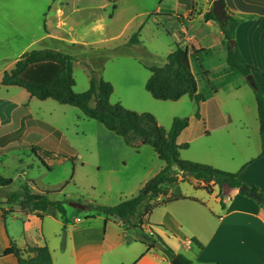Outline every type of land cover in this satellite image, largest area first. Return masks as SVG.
Returning a JSON list of instances; mask_svg holds the SVG:
<instances>
[{"label":"crops","instance_id":"crops-1","mask_svg":"<svg viewBox=\"0 0 264 264\" xmlns=\"http://www.w3.org/2000/svg\"><path fill=\"white\" fill-rule=\"evenodd\" d=\"M173 2V8L162 11L158 6L156 13L162 18L170 16L181 18L179 21L182 23L180 28L182 41L189 43L192 53L188 48L178 44L188 51L190 68L194 53L199 54L198 60L201 59V55L205 57L211 54L204 66L201 64V68L208 73L221 72L222 81V83H210L206 94L198 90L206 98L205 102L199 106L201 119H195V110L189 117V127L177 139V144L188 145L184 151L190 150L196 143V146L201 144L198 154L200 158H194L191 155L182 157L181 154L180 158L232 173L240 172L246 165L239 174V180L264 193V157L258 158L261 146L253 87L245 77H241L227 66L226 41L219 25L212 20H204V15L212 11L213 2L206 0V6L202 10H196L192 18H188L193 11L192 0H173ZM224 9L228 16L242 19L236 28L234 42L245 62L257 70L252 72L253 79L264 95V0H225ZM196 21L202 23L205 30L199 32L197 28L194 32L189 30V33L187 27ZM213 28L214 37L211 38L213 34L210 29ZM221 94L229 101H237L240 105L239 112L223 110L219 102ZM114 95L115 87L112 96ZM34 99L31 98L29 103L35 102ZM49 101H40L38 105L37 103L33 105L39 106L42 112L47 109L50 112L53 110V105ZM143 101H145L144 96ZM113 102L129 110L143 112L141 108L136 110L135 106H127L118 98H114ZM132 102L135 103L134 98ZM94 105L92 101L91 106ZM11 107L14 109L17 105L13 104ZM24 111L18 119V127L12 131H4L5 121H0V151L8 150L13 142L23 143L21 141L23 136L43 134V140H35L29 146L39 147L52 153L54 157V153L46 147H49L52 136L59 142L64 140L63 132L50 123L32 118L28 105ZM58 111L65 113L63 109ZM3 117L6 116L3 115ZM96 129L101 130L100 139L97 141H103L95 145L99 157L98 170L103 174L110 173L109 178H114L115 175L118 190L125 197H133L139 193L164 167L163 163L153 166L152 162V165L148 167L142 165L137 168L134 163L145 150L144 145L130 148L120 137L104 127ZM232 150L234 154L231 153ZM129 167L137 168V170L130 172L127 176L121 173ZM134 172L136 174H133ZM128 179H130L129 182H127ZM217 187L213 186L209 194L195 180L180 182L177 187L170 189L168 196L175 193L177 189L176 192L179 191L184 197L197 201L181 200L157 208L143 220V228L145 224L159 227L161 230H156L157 234H155L175 254L184 256L192 264H264L262 207L255 200L242 195L237 189H232L233 198H231L226 197L224 186L220 187L219 193L216 192ZM160 199L163 198L158 200ZM87 215L90 216L88 220L86 217L83 220L75 219L72 227L64 226L56 214H47L40 222L32 217L29 220L31 225L32 220H36L33 231L31 229L23 232L15 239L4 225L0 211V264H17L15 259L10 255L4 256L3 252L11 243L22 249L27 241H34L38 245L45 243L51 252L53 264H171V261L163 254L162 248L157 249L154 246V249L146 252V247L141 244L139 235L134 232L129 235V232L122 230L114 219L106 222L104 216L95 215L92 212ZM63 227H65L64 248H58V243L55 246L56 241L52 239L59 242ZM161 227H165L166 230ZM38 228L44 241L35 239ZM149 233L154 232L148 231ZM193 238L202 245V249L192 244ZM57 250L61 252V256H57L55 260L54 255Z\"/></svg>","mask_w":264,"mask_h":264},{"label":"rangeland","instance_id":"rangeland-1","mask_svg":"<svg viewBox=\"0 0 264 264\" xmlns=\"http://www.w3.org/2000/svg\"><path fill=\"white\" fill-rule=\"evenodd\" d=\"M158 6L164 11L173 8L174 2L173 0H0V80L3 73L10 71L20 56L26 52L42 49L60 51L73 58L75 80L73 93L80 94L88 89L92 71L98 78L115 87L112 103L110 99L111 104H114V98H118L127 106L137 107L136 110L141 108L142 113L153 115L159 126L169 130L174 118L189 119L196 110L195 104L187 97H183L184 99L178 102L156 101L146 92L144 84L150 77L149 68L162 67L166 63L167 56L175 50L176 44L180 43L190 52L191 46L187 41H182L180 19L177 16L162 18L156 13ZM205 6L206 0H196L197 11ZM58 11L61 13L59 14ZM187 28L189 33L196 31L197 28L199 32L205 30L199 21ZM213 31L214 28L210 29L213 34L211 38L214 37ZM135 34L139 36V44L128 45V41ZM198 55L194 53L191 59L192 74L198 90L206 94L210 83H222L221 72L208 73L202 70L201 66H204L211 54L205 57L201 55L199 60ZM132 97L135 103L132 102ZM30 99L29 94L21 88H5L0 85V121H5L4 131H12L18 127V119L28 105L32 118L56 126L63 132L64 140L59 142L53 136L50 138L52 141L46 148L54 153V157L44 159V165L32 155L29 146L35 140H43V134L23 136L21 139L23 143L13 142L8 150L0 151V178L12 182L8 188L0 189V203L9 213L5 217L4 225L15 239L23 232L31 229L33 231L36 223V218L31 215L22 216L25 220L22 222L17 207L12 203L7 204L5 200L7 195L18 194L21 186L26 182L30 183L34 192L54 193L50 196L52 201H61L65 197L66 222L64 220L62 222L66 227H72L75 219L83 220L90 213L78 212L69 206L70 202L115 206L121 201L132 198L120 193L115 175L114 178H109L110 173L103 174L98 170L99 157L95 145L103 141H97L100 139L101 130L97 131L96 128L102 129L101 124L86 119L74 107L60 106L51 100L49 103L53 105V110L49 112L47 109L42 112L39 106L33 105V103L38 105L40 101L34 99L35 102L29 103ZM219 102L223 110L239 112L240 105L237 101H229L221 94ZM13 104L17 105L14 109L11 107ZM59 109H63L65 113L58 111ZM196 145L188 151H180L182 157L191 155L200 158L198 154L201 144ZM144 149L134 163L137 168L142 165L148 167L152 162L153 166L163 163L151 148L145 146ZM231 153L234 154V151L232 150ZM137 168L129 167L121 173L127 176ZM129 181L130 179L127 180ZM216 192H220L219 186ZM224 193L226 197L233 198V191L229 187L224 186ZM47 214L57 215L54 209H49ZM32 217L35 219L32 220L31 225L29 220ZM144 226L147 235H149L148 231L156 233V230H161L154 225ZM126 232H129V235L133 234L132 232L140 234L135 230H126ZM52 241H56L55 246L58 243V248H64L65 241L62 234L59 242L54 239ZM60 253L59 250L55 252V260L57 256H61ZM10 257L15 259L12 255Z\"/></svg>","mask_w":264,"mask_h":264},{"label":"trees","instance_id":"trees-1","mask_svg":"<svg viewBox=\"0 0 264 264\" xmlns=\"http://www.w3.org/2000/svg\"><path fill=\"white\" fill-rule=\"evenodd\" d=\"M212 2L216 0H211ZM193 2V11L188 18H192L196 12V0ZM223 6L225 0H221ZM115 10V6H113ZM181 19L180 17H178ZM204 20L216 22L226 41V64L239 75L247 77L252 72L257 71L247 64L237 49L230 45V41L235 39V31L241 23V18L226 17V20L218 21L210 10L204 15ZM222 23H225L223 26ZM131 46L139 44V36L135 34L127 43ZM150 77L145 83L146 92L156 101L177 102L183 97H187L196 106L195 119L200 120L199 106L205 102L206 98L200 94L197 84L191 72L189 53L179 44L175 45V50L171 52L166 63L162 67L149 68ZM0 85L5 88L18 87L25 90L31 98L39 101L52 100L61 106H71L78 109L81 114L89 120L96 121L105 129L120 137L124 144L130 148H137L140 144L151 148L157 158L164 163V167L149 182L151 187L144 192L145 187L139 194L130 199L119 202L115 206H103L94 203L86 204V212L105 217V221L114 219L119 223L122 230L139 231V239L146 247V252L154 249L155 244H159L163 254L168 260L178 258L183 264H192L190 260L182 255H177L168 247L163 240L152 233L145 234L143 220L157 208L169 203L181 200H194L184 197L179 191L169 195L170 189H174L180 182H191L189 176L193 177L196 183L207 193L212 192L213 186H227L230 189L245 188L248 192L258 194L261 201L259 206L264 205V193L259 192L256 187L247 186L239 180L240 172H225L207 164L193 161H185L180 158V151L188 148L187 144H177L180 134L189 127L188 118H174L169 130L159 126L153 115L149 113H137L125 109L121 104H111L110 98L113 94V85L102 78H98L94 72H90L89 87L86 91L75 94L73 87L75 80L73 77L72 56L56 50L42 49L32 50L20 56L14 67L4 72ZM257 120L259 124V137L261 151L258 158L264 157V95L261 89L255 85L253 87ZM94 101L95 105L91 106ZM98 102L101 110L98 108ZM32 155L44 165V159H51L53 154L39 147H30ZM11 180L0 178V189L8 188ZM54 193L34 192L30 183H24L18 194L7 195V204H14L22 216H34L41 221L49 209H54L59 219L66 222L65 197L61 201H52L50 196ZM248 196L247 193H241ZM159 198H163L158 200ZM78 212H83L76 209ZM2 220H5L7 211L0 203ZM90 216H86L88 220ZM164 228L165 227H161ZM166 230V229H165ZM65 227L62 228V237L65 241ZM36 241H44L40 228L36 231ZM191 242L198 249L202 245L196 240ZM4 256L12 255L17 264H53L51 252L47 245H38L34 241H27L22 249L17 248L13 243L3 252Z\"/></svg>","mask_w":264,"mask_h":264},{"label":"water","instance_id":"water-1","mask_svg":"<svg viewBox=\"0 0 264 264\" xmlns=\"http://www.w3.org/2000/svg\"><path fill=\"white\" fill-rule=\"evenodd\" d=\"M212 12H213L214 16L216 17V19H217L218 21H223V22H224V21L226 20L227 14H226V12H225V9H224V6H223L221 0H216V1L213 2ZM222 25L224 26L225 23H222ZM230 44H231V46L233 47V46H234V41H230ZM246 80H247L248 83L251 85V87H255L256 83H255V81H254V79H253V75H252V74L248 75V76L246 77ZM98 108H99V110L102 109V108H101V105H100L99 102H98ZM189 178H190L191 180H195V179H194L193 177H191V176H189ZM151 185H152V182L149 183V184L145 187L144 192H147V190L151 187ZM238 191H239L240 193H247L248 197L252 198V199L255 200V201H258V202L261 201V198H260V196H259L258 194L254 193V192H248V191H246V189L243 188V187L239 188ZM69 206H71V207L74 208V209H78V210H80V211L86 212V205H85V204H81V203H79V202H75V203H74V202H70V203H69ZM262 209H263V211H264V205L262 206ZM155 247H156L157 249H161V246H160L159 244H157V243L155 244ZM171 264H183V263H182L178 258H174V259L171 260Z\"/></svg>","mask_w":264,"mask_h":264},{"label":"built area","instance_id":"built-area-1","mask_svg":"<svg viewBox=\"0 0 264 264\" xmlns=\"http://www.w3.org/2000/svg\"><path fill=\"white\" fill-rule=\"evenodd\" d=\"M151 235V233H149Z\"/></svg>","mask_w":264,"mask_h":264}]
</instances>
